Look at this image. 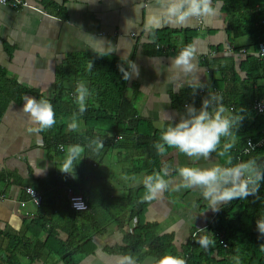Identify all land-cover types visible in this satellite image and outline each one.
<instances>
[{"label": "trees", "instance_id": "1", "mask_svg": "<svg viewBox=\"0 0 264 264\" xmlns=\"http://www.w3.org/2000/svg\"><path fill=\"white\" fill-rule=\"evenodd\" d=\"M221 1L222 10L227 14L224 30L229 42L223 48L214 47L212 51H216L217 55L224 54L222 49L231 46L232 50L228 55L242 56L239 69L244 74L243 79L237 74L229 79L225 77L224 70L218 69L222 70V75L211 80L210 88H196L193 91L187 84L178 92L169 93V103L172 109L184 113L185 104H194L199 108L202 98L208 92L223 96V104L228 109L232 107L234 114L243 109L244 119L236 132V145L231 150L234 162L249 158L264 162V144L254 151L242 153L246 140L255 141L261 130H264V112L256 113L252 108L253 100L264 95V84L259 83L261 80L264 83V57L260 58L255 53L264 30L261 22L264 11L248 13L254 3L264 6V0ZM242 1H245L243 5ZM40 4L47 10L56 7L50 1H41ZM236 29L244 30L251 39L242 44L235 42L233 32ZM194 37L193 31L187 29H153L150 30V40L146 46L154 52L163 53L167 45L172 46V40L180 38L178 46L181 50L193 43ZM5 48L9 54V48ZM239 49H243V53ZM198 60L202 66L208 63L205 56L198 57ZM89 61L94 65L91 71L87 69ZM120 64L127 66L126 62L115 55L93 51L66 52L61 62L55 66L51 89L47 95L22 86L7 76L0 67V118L9 102L19 104L29 93L37 99H48L53 106L56 124L40 135L45 147L60 158H64V150L69 145H86L88 140L96 137L102 138L104 142L99 156L85 151V155L90 158L85 156L75 166V178L62 172L56 175L62 187H70L82 195L86 208L81 211L68 208L66 199L58 190L60 187L45 194L40 206L25 224V231L30 234V238L0 232V237L6 239V244L2 248L0 246V264H21V257L31 264L43 253L48 257H55L61 264H78L85 257L95 254L97 247L93 237L102 236L106 232L107 228L103 223H108L107 219L116 221L109 227L113 226L120 231L121 239L115 250L103 247L105 253L112 254L115 251L120 255H133L137 263L146 259L153 262L155 258L168 253L184 258L187 264H235L233 257H238L240 264H264V237L256 229V220L264 216V181H261L259 198L249 196L245 200H232L210 215L204 229L214 236L216 244L207 252L196 243L199 236L203 235L196 232V228H191L182 244L183 249L180 250L172 243V233L161 234L157 223L145 219L146 203L139 202L144 192L142 184L133 190H126L124 183L118 187L110 186L112 175L106 174L98 165L104 160V152L131 153L132 161L136 158L138 162L131 173L142 177L158 171L166 158V154H157L153 147L163 128L156 127L153 121L137 114L132 97L125 93L127 81L122 79L118 70ZM65 82H72V86H65ZM78 82H84L91 95L87 100V111L78 116L81 127L72 132L68 130L67 124L73 114L77 113L75 88ZM233 84L234 89L231 87ZM239 98L244 99L242 104L238 103ZM216 158L219 163H224L223 158ZM34 182L41 189L45 186L42 181L35 179ZM117 188L119 191L124 189L125 195L122 196L121 192L112 195ZM110 199L115 202L107 205L105 201L110 203ZM41 233L45 234L42 238ZM58 233L65 234V237L61 239Z\"/></svg>", "mask_w": 264, "mask_h": 264}, {"label": "crops", "instance_id": "2", "mask_svg": "<svg viewBox=\"0 0 264 264\" xmlns=\"http://www.w3.org/2000/svg\"><path fill=\"white\" fill-rule=\"evenodd\" d=\"M41 1H50L56 7L47 10L40 4ZM244 2L242 1L241 5ZM28 3L30 7L18 9L0 4V67L5 70L7 76L24 87L47 95L51 89L55 66L61 62L66 52L93 51L115 55L126 63L128 60L133 61L139 68V75L127 80L125 92L128 97H132L139 116L153 123L162 122V128L169 122L166 114L171 116L172 123L180 119L183 113L171 108L169 93L178 92L189 83V79H177L174 70L170 67L171 58L180 51L178 43L181 40L180 38L172 40V46H168L167 51L163 53L154 52L146 46L150 40L149 21L155 9V0H28ZM214 3L219 6L218 15L214 18L194 21L183 26L162 25L153 28L193 31L199 71L197 77L202 85L198 89L210 88L211 80L214 77H221L222 70L229 79H232L234 74L241 77L240 79L244 77L242 70L239 69L242 56H231L227 53L217 55L214 50L212 51L214 47L223 48L229 42L224 30L227 14L222 10L223 1L214 0ZM258 10L262 13L264 6L254 3L248 13ZM233 34L236 37L235 42L240 44L251 39L241 29L234 30ZM5 47L9 48V54ZM204 56L207 57L208 63L202 66L198 63V57ZM218 69L222 70L218 71ZM259 83L264 84L263 80ZM231 87L234 89L235 84ZM138 94H140L139 99ZM25 96L32 95L28 93ZM23 102V99L19 104L9 102L0 118V232L30 238V234L25 231V224L37 207L30 208L27 206L28 203L25 208L20 207L18 202L24 198L23 186L31 185L39 189L43 198L45 194L59 187V192L65 198L67 187H62L56 176L60 172L57 168L61 161L60 156L45 147L40 134L27 131L33 125L20 111ZM243 102L244 99H238L239 104ZM174 154L176 152L172 149L166 153L164 163L171 165L170 160ZM211 162L219 163L214 155ZM197 166L207 167L210 164L200 161L197 162ZM129 176L132 180L126 177V185L132 182V187L126 186L125 189L133 190L141 184L142 175L130 173ZM35 179L45 184L43 189L34 182ZM174 182L176 181L173 179ZM110 186L114 185L110 184ZM123 190L119 191L122 196L126 193ZM170 199L171 196L164 195L151 203L146 202L145 219L157 223L161 234L172 233L177 249L182 250V244L191 228L194 227L197 229L196 232L203 233L198 229L205 231L206 220L211 216H204L199 224L195 222L191 224V221L187 220L183 233L182 229H179L180 221L176 223L168 213V209L172 207ZM158 203L165 207L162 209ZM25 210L28 214L24 213ZM180 212L182 214L180 216L183 217L187 209L183 207ZM58 234L61 239L65 237L63 233ZM104 234L93 237L95 245L99 241L103 243L99 247L100 251L108 246L106 243L109 242H105L106 239L114 235L116 236L113 237L115 239L113 244L120 243L121 233L115 227H108ZM44 236L45 234L41 233L40 238ZM95 238L97 240H94ZM5 244L6 239L0 237L1 248ZM0 255H2L1 250ZM42 255L48 257L44 253ZM105 255L109 258L112 254L105 253ZM20 260L21 264H28L25 258L21 257ZM143 261H148L146 264L152 263L149 259ZM46 263L47 261H34L31 264ZM103 263L105 264L104 261Z\"/></svg>", "mask_w": 264, "mask_h": 264}, {"label": "clouds", "instance_id": "3", "mask_svg": "<svg viewBox=\"0 0 264 264\" xmlns=\"http://www.w3.org/2000/svg\"><path fill=\"white\" fill-rule=\"evenodd\" d=\"M219 6L214 0H155V9L149 21V30L162 25L183 26L194 21H206L218 15ZM94 65L91 61L87 69L91 71ZM170 67L175 72V77L189 79L188 86L193 89L202 87L197 73V49L193 43L184 46L170 60ZM122 79L127 81L132 76L139 75L138 66L131 60L118 65ZM91 95L84 82H78L75 88V102L78 105L77 113L73 114L67 124L69 131L75 132L80 127L78 116L87 111V100ZM20 109L32 127L29 133L40 134L51 129L56 124V114L48 99H37L25 96ZM167 125L159 134L153 147L157 154L164 156L169 149L177 155L186 156L194 162L205 161L210 164L207 167L177 166L164 163L158 171L145 174L140 183L144 192L140 203H151L162 197L168 190L179 191L197 190L200 196L207 202L208 209L218 211L221 204L247 197H258L261 181H264V162L255 158L247 160H233L231 150L237 142V130L242 123L243 109L235 113L223 104V96L208 92L202 98L199 108L194 104H185L184 113L180 119L172 123V118L166 114ZM250 150L254 151L249 142ZM104 148L103 139L100 137L88 140L86 145L72 144L67 147L66 153L58 170L75 178V166L87 155L99 156ZM212 154L223 158L224 163L211 162ZM90 158V156H87ZM173 179L176 181L173 183ZM256 229L261 237H264V216L256 220ZM203 232L196 240L202 250L207 252L214 247L216 240L211 233ZM235 264H240L238 257H233ZM115 264H137L133 255L125 254L115 258ZM152 264H187V261L177 255L165 253L155 258Z\"/></svg>", "mask_w": 264, "mask_h": 264}, {"label": "rangeland", "instance_id": "4", "mask_svg": "<svg viewBox=\"0 0 264 264\" xmlns=\"http://www.w3.org/2000/svg\"><path fill=\"white\" fill-rule=\"evenodd\" d=\"M168 46V45H167ZM167 46H166V51H167ZM65 86L70 87L72 86V82H65L64 83ZM49 93V92H48ZM140 98V94H138V99ZM161 100V99H160ZM167 101V99H165ZM158 125H157V124ZM154 123V125L158 128H162V122H157ZM81 127V126H80ZM79 127V128H80ZM67 149H65L64 151L66 152ZM65 154V153H64ZM104 154V160L101 163H98L99 168L104 170V172L106 174H108L109 176L112 175L111 180H109V183L113 184L114 187H118V185L121 184H126L127 183V178L128 180H132V177H130V173L132 172L134 166H136V164L138 162H136V160L132 161V159L130 158V154L131 153H122V152H118V151H112L110 154H108L107 152L103 153ZM61 160H63L61 158ZM171 161V165H177V166H193L194 164H196L195 166H197V162L191 161L189 160L186 156L183 155H177L174 154L173 158L170 160ZM174 161V162H173ZM200 162V161H199ZM61 164H58L57 167H60ZM169 165V163H168ZM170 165V166H171ZM129 176V177H128ZM127 177V178H126ZM101 182H103V180H101ZM175 183V182H174ZM132 182L129 183V185H126L127 187H132ZM134 185V184H133ZM27 186V185H24ZM23 186V188H24ZM23 188H22V193H23ZM118 189V188H117ZM123 189H121L122 191ZM114 193L112 195H115L119 192V189L116 190L114 189ZM124 192V190H123ZM24 194V193H23ZM165 195H170L171 196V203H172V207L171 209H168V213H170L171 217L175 219L176 223H179V229L183 231V233H185V228H183L187 223L186 221L188 220L189 222H195V224H199L200 222H202L204 216L208 217L209 215H211L212 213H214L215 211H212L211 209H208V204L207 202L200 196L199 191L197 190H192L189 189V192H184V190H179V191H174V190H168L166 192L163 193L162 197ZM161 197V198H162ZM162 201V200H160ZM107 203V205L114 203L115 200L114 199H110V203L105 201ZM28 203V204H27ZM27 204V206H29L30 208L33 207L32 204L28 201H26L25 205ZM158 205L163 209V207H165L164 205H161L158 203ZM167 207H169V205L166 204ZM115 207V206H114ZM186 208L187 212L186 214H183V217H181V210L182 208ZM164 213V210H163ZM183 219V221H181ZM109 220L108 223H103V226L105 228H108L111 224L114 225L113 223L116 222L112 219H107ZM183 233L181 235H183ZM105 235V234H104ZM180 235V237H181ZM116 235H114L113 237H115ZM113 237L107 238L105 242H109L106 243L108 244V248H111L113 250L116 249V245H114V240ZM105 239V238H102ZM94 240H97L96 238ZM119 240V239H118ZM173 245L178 248V246L175 244L176 242H172ZM97 249L96 252L94 254V256H87L84 259H82L78 264H104L103 261L105 262V264H115V258L118 256H121L120 254L116 253L114 251V253L112 252L111 257H109L107 255H105V251L101 250L100 248L103 243L101 244V242H97ZM179 245V244H178ZM108 254V253H106ZM21 261V260H20ZM27 261V260H26ZM34 261H47L46 264L48 263H52V264H61L59 261H57V259L55 257H44L43 255L40 256L37 260ZM51 261V262H49ZM53 261H55L53 263ZM108 261V263H107ZM148 261H142V264H146Z\"/></svg>", "mask_w": 264, "mask_h": 264}, {"label": "built area", "instance_id": "5", "mask_svg": "<svg viewBox=\"0 0 264 264\" xmlns=\"http://www.w3.org/2000/svg\"><path fill=\"white\" fill-rule=\"evenodd\" d=\"M0 4L6 5L8 7L18 9V8H23V7H30L28 0H0ZM262 24H264V18L261 20ZM257 49L255 53L257 54L258 57L262 58L264 57V30L257 42L256 45ZM163 48H165L163 46ZM223 52L230 54V51L232 50V47L224 48L222 49ZM239 52L243 53V49H239ZM213 53V52H212ZM214 53H217L216 51ZM256 113H263L264 112V95L259 96L258 98L253 100V107H252ZM229 110H232V107H229ZM249 142L253 146V149L260 147L264 144V130H261V133L259 135V138L256 139L255 141L247 139L244 147L242 148V153H248L250 152V146ZM23 193H24V198L20 199L18 204L20 207L25 208V203L26 201L30 202L32 206L34 207H39L43 195L42 192L31 186L27 185L24 186L23 188ZM1 197V196H0ZM65 199L67 201L68 208L74 210V211H81L86 208V203L85 200L83 199L82 195L79 193L74 192L70 187L66 188L65 191ZM25 214H28V212L25 210Z\"/></svg>", "mask_w": 264, "mask_h": 264}]
</instances>
